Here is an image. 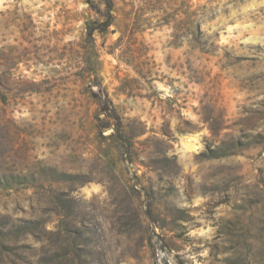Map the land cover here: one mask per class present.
<instances>
[{"label": "rangeland", "instance_id": "1", "mask_svg": "<svg viewBox=\"0 0 264 264\" xmlns=\"http://www.w3.org/2000/svg\"><path fill=\"white\" fill-rule=\"evenodd\" d=\"M0 264H264V0H0Z\"/></svg>", "mask_w": 264, "mask_h": 264}]
</instances>
